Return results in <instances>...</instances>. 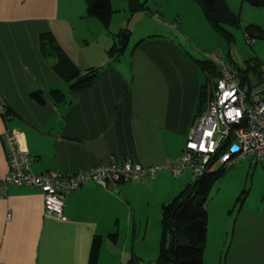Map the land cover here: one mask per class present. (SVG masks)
Instances as JSON below:
<instances>
[{
  "label": "crops",
  "instance_id": "0c3cea01",
  "mask_svg": "<svg viewBox=\"0 0 264 264\" xmlns=\"http://www.w3.org/2000/svg\"><path fill=\"white\" fill-rule=\"evenodd\" d=\"M225 1L238 12L241 27L235 30L241 31L244 42L245 25L256 24L264 31V4ZM194 4L174 0L169 13L158 0L153 3L158 12L131 15L126 0H112L113 13L105 29L86 14L85 0H0V95L12 110L10 117L0 114V176L9 165L6 128L27 150L34 173L56 170L70 175L108 164L112 158L146 166L178 156L197 113L200 89L209 82L188 47L192 43L199 53L227 56L226 43L223 46L212 35L206 21L208 27L198 19L205 36L187 31L183 13L188 9L196 13ZM154 13L166 21L177 15L176 40L149 35L135 36V40L130 30L131 50L124 48L115 60L108 57L106 51L118 40L112 27L120 29L131 21L147 23L151 16L159 19ZM43 33H50L79 69L100 68L89 87L69 92L68 84L53 69V59L41 51ZM213 40H217L214 45L203 47ZM239 40L229 47L227 57L237 63L256 57L264 63V38L251 39L248 48ZM51 89L63 91L66 100L54 102L43 94L44 102L37 103L29 95ZM245 159L254 172L264 170L263 160L254 164L248 156L239 161ZM189 181L190 175L180 180L167 170L106 188L87 181L65 195L64 220L44 212L39 189L9 184L0 197V264H87L94 234L103 237L97 264H127L135 252L134 242L129 246L130 227L140 222L145 209L159 219L162 204ZM114 232L116 241L108 236ZM232 237L226 264H264V191L256 206L247 204L239 212Z\"/></svg>",
  "mask_w": 264,
  "mask_h": 264
},
{
  "label": "built area",
  "instance_id": "2783aa9c",
  "mask_svg": "<svg viewBox=\"0 0 264 264\" xmlns=\"http://www.w3.org/2000/svg\"><path fill=\"white\" fill-rule=\"evenodd\" d=\"M213 60L219 66V77L211 83L207 108L190 127L181 156L168 158L159 165L143 166L130 159L112 158L108 164L79 169L70 175L56 170L34 173L27 150L19 144L16 134L6 128L3 135L9 165L8 171L0 176V197L6 194L9 184L37 188L46 212L64 220L65 195L90 180L106 187L113 185L112 180L152 178L159 170H167L173 177L188 170L192 182L246 156H252L254 163L263 160L264 63L260 66V79L248 85L242 83L237 67L221 53L215 54ZM3 103L0 95V114H4Z\"/></svg>",
  "mask_w": 264,
  "mask_h": 264
},
{
  "label": "trees",
  "instance_id": "16d2710c",
  "mask_svg": "<svg viewBox=\"0 0 264 264\" xmlns=\"http://www.w3.org/2000/svg\"><path fill=\"white\" fill-rule=\"evenodd\" d=\"M126 1L131 15L145 10L147 13H151L145 1ZM191 1L198 5L209 27L224 39L228 47L226 51L228 56L229 47L235 40L234 30L241 27L238 13L233 11L225 0ZM244 1L255 6L264 4V0ZM85 2L86 14L97 18L102 26L108 29L113 13L111 7L112 0H85ZM153 16L159 18L158 13H154ZM122 30L127 29L123 28ZM120 32L121 30L114 34L117 39H119ZM243 34L249 39L264 38V31L261 27L252 23L243 27ZM40 47L45 56L53 59V69L68 84L69 92L89 87L100 70L99 67H88L85 70L79 69L50 33L40 35ZM123 51L124 49L119 48L117 44H113L106 52L109 58L115 60ZM227 56L224 57L231 61L239 70V77L243 84L253 85L260 79V66L263 62L258 61L256 57L248 58L240 64ZM193 61L202 72L206 73L208 79L213 80L212 82L218 79L219 66L214 62L212 57L205 56L193 59ZM206 91L207 84H204L199 93L197 113L201 112L204 108ZM43 94L49 95L54 102L66 100L65 93L60 89H51L46 93L41 90H35L29 93L30 97L37 103L44 102ZM3 108L4 114L1 115L3 117H10L12 110L5 102L3 103ZM252 163H254L253 158ZM225 170L227 169L217 167L213 172L206 173L189 182L171 200L162 204L158 264H205L202 259L208 227V213L205 202L210 195L213 183L223 175ZM240 198L241 195L238 196L237 200ZM108 236L113 241H116L117 233L114 232ZM102 242L103 237L101 235H93L87 264H97ZM127 264H132V261L129 260Z\"/></svg>",
  "mask_w": 264,
  "mask_h": 264
},
{
  "label": "rangeland",
  "instance_id": "374dc122",
  "mask_svg": "<svg viewBox=\"0 0 264 264\" xmlns=\"http://www.w3.org/2000/svg\"><path fill=\"white\" fill-rule=\"evenodd\" d=\"M118 1H125V0H118ZM140 1H145L146 6L151 12H156L158 10L153 5L154 1H158V0H140ZM229 1L232 4H234L238 0H229ZM161 2H163V4L165 5L164 9H168L169 13L174 8L173 6L174 0H161ZM194 7H196L197 9L196 13L194 12L192 13V10L188 9L186 10V14L183 13V19H185L187 22L186 25L188 26L187 27L188 32H191V33L194 32L193 34L201 33L203 37L205 36V33L202 31L201 26L198 23V19L200 18V20L206 25V27L208 26L205 20H203L202 14H200L201 16L200 15L197 16V13H198L197 11H200L198 7L195 4H194ZM181 8L184 11V8L182 5H181ZM142 13L145 15L146 14L148 15L146 10L142 11ZM116 14L120 18H122L120 13H116ZM175 14H178V12L176 11ZM151 17H148L149 21L147 23L143 21H139L137 22V24L134 25L133 21H131L128 26L123 27V28H126L127 30H122L123 28L119 29V28L112 27L111 31L114 33H118L120 30L121 32H125V31L129 32L131 30L132 38H134L135 40H136L135 36H138L137 38H140L141 36H147V35L151 37L152 36H166V37L171 36L173 40H176L175 38H177L178 33H176L175 18H177V15H175L169 21H166L164 18H162L160 14H158L159 19H155ZM164 23L166 24L163 26ZM118 26H121V25L116 24V27ZM192 29H193V32H192ZM236 31L237 30H234L235 40L232 45H234L235 42L239 40V37H242L241 31L240 30L238 32ZM211 33L224 46L225 42L222 39V37L216 32L212 31ZM202 37H197L199 42H203ZM244 37L247 43L250 44L251 39L247 38L246 36ZM241 39L243 40H239L238 44L240 43V41H242V44L248 48L247 43L244 42L245 41L244 38L242 37ZM216 41L217 40L206 41V43L205 42L203 43V47L207 49L210 45H214ZM133 42H134L133 39L130 40L129 44L127 42L128 46L126 45L127 48L125 47L126 52L131 50ZM117 45L119 46V39L117 40ZM198 49L199 48L195 47L192 43L188 47V51L191 52L194 59L203 58L205 56L210 55L206 53L205 51L199 53ZM216 50L217 48L215 47L213 49V52H216ZM226 51L227 50H226V45H225L224 52ZM215 54L217 53L212 54L213 56L210 55V57H212L213 59L215 57ZM241 63H243V61H240V64ZM202 77H204L203 72H202ZM208 81H209L208 82L209 86L207 84L206 101H205L204 108L202 109L201 112L195 114L190 124V127L192 126L194 121L201 115V113L204 112L207 108V100L211 97V94H212L211 83L213 80L208 79ZM190 127L186 133L185 140L188 137ZM184 146H185V142L183 144L181 153L178 156H174L170 158L181 156ZM261 162L264 164V159ZM162 163H154L151 165H156V164L159 165ZM223 169H227V170L224 171L222 176H220L219 178L215 180V182L213 183L210 195L205 202L206 210L208 212L207 236H206L205 246L202 252V259L205 262V264H226L228 263L229 257L226 254H227L229 245H232L233 243L232 233H233L234 222L236 218L238 217L239 212L242 209H244L247 204L249 205V207L256 206V201H258V197L260 193L264 191V170L263 171L257 170L254 172V169H252V165L249 164L247 159L241 160L235 163L234 165L228 166ZM159 171H157V173ZM188 175H190L189 182H191V173L188 170L184 171L183 174L177 176V178L178 179L180 178V180H183V179L185 180L188 177ZM121 181L122 180H118V181L112 180L111 182L113 185H116ZM240 195H241V198H244V199L240 198L239 200H237L238 196ZM42 200H43V196H42ZM43 207H44V203H43ZM44 210L46 214H51V213L46 212L45 207H44ZM52 215H55V214H52ZM55 216L58 217L57 215ZM160 218L158 219L157 216H154L152 214V212L150 213L149 209L147 210L145 209L144 212L141 214L140 222H137L135 227L133 226L130 227L129 236H128L129 241H130L129 246L131 248L132 242H134V248H135L134 254L131 253L130 258H129V260L132 261V264H158L157 257L159 254V243H160L159 242L160 225H161ZM123 234H124V230H123ZM119 238L123 240V237L119 236Z\"/></svg>",
  "mask_w": 264,
  "mask_h": 264
},
{
  "label": "water",
  "instance_id": "95a60500",
  "mask_svg": "<svg viewBox=\"0 0 264 264\" xmlns=\"http://www.w3.org/2000/svg\"><path fill=\"white\" fill-rule=\"evenodd\" d=\"M128 38H129V32L125 31V32H121L119 35V48L124 49L127 45L128 42ZM233 149H235V147H233Z\"/></svg>",
  "mask_w": 264,
  "mask_h": 264
},
{
  "label": "bare ground",
  "instance_id": "6f19581e",
  "mask_svg": "<svg viewBox=\"0 0 264 264\" xmlns=\"http://www.w3.org/2000/svg\"><path fill=\"white\" fill-rule=\"evenodd\" d=\"M234 164H235V163H234ZM232 165H233V164H232ZM232 165H231V166H232Z\"/></svg>",
  "mask_w": 264,
  "mask_h": 264
}]
</instances>
